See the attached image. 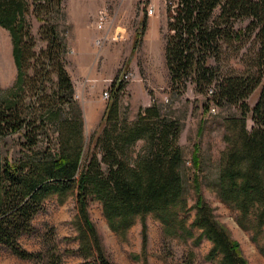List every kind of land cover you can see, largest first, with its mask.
<instances>
[{"label": "trees", "instance_id": "obj_1", "mask_svg": "<svg viewBox=\"0 0 264 264\" xmlns=\"http://www.w3.org/2000/svg\"><path fill=\"white\" fill-rule=\"evenodd\" d=\"M31 4L36 19L44 21L37 31L41 44L25 17L28 0H0V26L9 33L16 68L13 84L0 88V135L19 134L30 153L0 161V247L22 259L43 261L41 252L26 250L19 239L34 232L32 220L45 209L49 196L63 203L74 195L78 246L66 252L82 258L75 264H113L89 217L90 199L99 201L116 233H124L139 218L142 250L147 243L146 216L153 214L164 235L191 238L194 245L208 240L207 260L248 264L204 198L198 174L192 178L194 202L189 205L186 161L178 144L180 124L159 105L140 108L129 121L112 97L83 158L80 111L62 113L64 106H74L73 83L63 61L66 44L56 24L63 0ZM166 12L164 55L171 89L180 92L191 84L207 95L206 110L210 102L239 110V115L223 120L226 147L210 187L238 213V225L250 232L264 257V0H166ZM43 13L52 17L45 19ZM144 26L145 18L140 23L141 29ZM237 58L240 68L232 62ZM112 86L115 95L125 84L114 80ZM256 90L250 106L248 98ZM45 122L49 133L42 130ZM140 140L143 145L132 153ZM42 143L47 146L37 149ZM192 163L198 169L196 152ZM54 249L49 248L42 264H62Z\"/></svg>", "mask_w": 264, "mask_h": 264}, {"label": "rangeland", "instance_id": "obj_2", "mask_svg": "<svg viewBox=\"0 0 264 264\" xmlns=\"http://www.w3.org/2000/svg\"><path fill=\"white\" fill-rule=\"evenodd\" d=\"M31 2L28 0L29 9L25 17L38 44H41L37 31L44 21L36 19ZM104 6L109 8L113 21L103 29H98L97 15ZM43 15L45 19L52 17L50 14ZM143 18L145 26L141 29ZM167 21L166 0H63V14L56 24L66 44L63 61L73 83L74 106H64L62 113L71 115L75 108L80 111L85 158L94 136L100 130L103 113L112 97L118 101L120 115L129 121L136 118L140 108L153 103L159 105L163 113L175 118L180 124L178 144L186 161L184 177L188 181L189 205L194 202L192 178L198 174L204 198L212 207L216 219L238 242L248 264H264V257L250 239V232L238 225V213L222 203L210 187L219 167L221 152L226 147L223 120L227 116L239 115V110L232 105L217 106L213 102L209 103L206 110L207 95L198 92L191 84L180 92L171 89L164 55L169 33ZM104 33L108 35L107 39L100 45L96 44L97 38ZM5 50L8 64L3 66L0 61V88L11 86L16 77L10 36L0 26V60ZM234 61L240 68L238 58ZM114 80H122L125 84L115 95L112 86ZM104 91L108 92L107 97H104ZM257 94L256 90L248 98L250 106L256 101ZM248 124H251L250 120ZM41 126L44 132H51L49 123L45 122ZM143 143L142 140L137 141L131 149L132 153ZM40 145L37 149H43L47 143ZM195 152L200 161L198 169L192 163ZM24 153L30 154L22 145L19 134L0 135V161L4 157L16 161ZM44 203L45 209L32 220L34 232L19 239L26 250L41 252L45 256L43 261L22 259L9 249L0 247V264H42L47 261L46 253L52 246L62 264L82 261L78 254L66 252L78 246L75 238L77 210L74 195L68 196L63 203L58 202L56 195H51ZM88 212L103 250L113 264H144V261L147 264H220L219 258H205L211 247L208 240L202 239L194 245L191 238L164 235L162 224L153 214L146 216L147 243L145 250H142L139 218L124 233H116L109 227L99 201L90 199ZM193 215V210L187 214L188 223ZM194 233H197L196 229Z\"/></svg>", "mask_w": 264, "mask_h": 264}, {"label": "built area", "instance_id": "obj_3", "mask_svg": "<svg viewBox=\"0 0 264 264\" xmlns=\"http://www.w3.org/2000/svg\"><path fill=\"white\" fill-rule=\"evenodd\" d=\"M112 20V15L110 14V10L107 6H104L103 8L100 9L98 15H97V20H96V26L98 29H103L106 24L111 23ZM108 35L106 33L101 34L97 40L96 44L100 45L102 44L106 39ZM104 97L108 96V92L104 91Z\"/></svg>", "mask_w": 264, "mask_h": 264}, {"label": "bare ground", "instance_id": "obj_4", "mask_svg": "<svg viewBox=\"0 0 264 264\" xmlns=\"http://www.w3.org/2000/svg\"><path fill=\"white\" fill-rule=\"evenodd\" d=\"M1 49H2V46H1ZM0 53H1V51H0ZM0 61L2 62L1 65H3V66H6L8 64V54H7L6 50L4 51V57L2 56Z\"/></svg>", "mask_w": 264, "mask_h": 264}, {"label": "crops", "instance_id": "obj_5", "mask_svg": "<svg viewBox=\"0 0 264 264\" xmlns=\"http://www.w3.org/2000/svg\"><path fill=\"white\" fill-rule=\"evenodd\" d=\"M76 10L78 11V10H79V8H77ZM83 13H85V14H86V13H87V11H84Z\"/></svg>", "mask_w": 264, "mask_h": 264}]
</instances>
